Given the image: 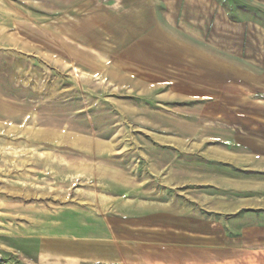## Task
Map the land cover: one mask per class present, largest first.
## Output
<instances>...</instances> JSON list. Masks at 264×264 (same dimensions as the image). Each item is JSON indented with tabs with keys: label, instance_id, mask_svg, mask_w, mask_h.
<instances>
[{
	"label": "rangeland",
	"instance_id": "1",
	"mask_svg": "<svg viewBox=\"0 0 264 264\" xmlns=\"http://www.w3.org/2000/svg\"><path fill=\"white\" fill-rule=\"evenodd\" d=\"M0 19L6 264L104 217L134 223L137 205L167 228L232 200L215 176L231 177L264 0H0Z\"/></svg>",
	"mask_w": 264,
	"mask_h": 264
},
{
	"label": "crops",
	"instance_id": "2",
	"mask_svg": "<svg viewBox=\"0 0 264 264\" xmlns=\"http://www.w3.org/2000/svg\"><path fill=\"white\" fill-rule=\"evenodd\" d=\"M242 79L248 85V109L232 111L225 161L231 177L215 176V186L231 193L232 200L216 196L203 215L185 209L184 217L169 219L167 228L153 218L144 221L145 207L137 205L140 216L134 223L104 217L94 233L82 228L71 239L41 241L29 264H264V56L249 59ZM224 150L218 147L217 154L225 159Z\"/></svg>",
	"mask_w": 264,
	"mask_h": 264
},
{
	"label": "built area",
	"instance_id": "3",
	"mask_svg": "<svg viewBox=\"0 0 264 264\" xmlns=\"http://www.w3.org/2000/svg\"><path fill=\"white\" fill-rule=\"evenodd\" d=\"M4 260L5 257L0 253V264H6Z\"/></svg>",
	"mask_w": 264,
	"mask_h": 264
}]
</instances>
